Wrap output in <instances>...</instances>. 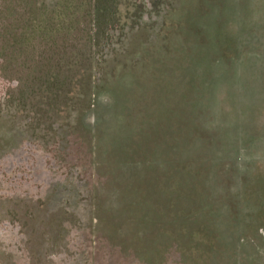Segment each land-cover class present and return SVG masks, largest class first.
Segmentation results:
<instances>
[{
	"label": "rangeland",
	"instance_id": "374dc122",
	"mask_svg": "<svg viewBox=\"0 0 264 264\" xmlns=\"http://www.w3.org/2000/svg\"><path fill=\"white\" fill-rule=\"evenodd\" d=\"M138 3L125 67L92 73L70 102H30L60 113L74 164L46 167L44 181L66 180L49 212L30 175L0 184V209L28 194L38 216L30 237L0 220V264H264V0ZM58 228L71 253L32 257Z\"/></svg>",
	"mask_w": 264,
	"mask_h": 264
},
{
	"label": "trees",
	"instance_id": "16d2710c",
	"mask_svg": "<svg viewBox=\"0 0 264 264\" xmlns=\"http://www.w3.org/2000/svg\"><path fill=\"white\" fill-rule=\"evenodd\" d=\"M138 1L0 0V184L16 183V174L30 175V186L36 180L41 183L43 212L50 211L49 202L53 201L54 193L66 185V180L50 182L51 175L44 181L46 167L53 170L61 159H67L66 164L74 163L68 155V125L54 119L60 113L38 118L30 102L43 98L48 101L52 96L70 102L73 98L67 97L73 93L75 84L91 87L92 73L102 75L109 64L111 69L105 75H112L116 65L125 67V62L117 61L118 57L130 55L131 38L138 32L143 15L139 10L144 3ZM126 35L131 37L128 42L122 39ZM73 57H78L77 68L69 64ZM37 136L42 137L46 148L35 157ZM58 145L59 149L55 150ZM23 176H19L22 181ZM31 198L28 194L6 198V207L0 209L4 210L0 220L14 219L25 233L31 230L29 237L35 235L34 220L38 218L30 217L34 214L33 204L28 201ZM22 201L26 207L23 213L17 208ZM39 219L46 230L52 225L51 219ZM55 227L54 222L52 230ZM58 230V238L49 236V242L55 244L53 247L38 249V253L30 255L40 258L46 251L53 254L62 245L66 250L67 243H62V239L68 228ZM70 253L66 250L67 255Z\"/></svg>",
	"mask_w": 264,
	"mask_h": 264
}]
</instances>
